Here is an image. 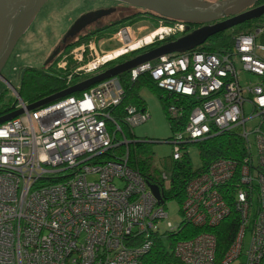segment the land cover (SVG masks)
<instances>
[{"label": "built area", "instance_id": "1", "mask_svg": "<svg viewBox=\"0 0 264 264\" xmlns=\"http://www.w3.org/2000/svg\"><path fill=\"white\" fill-rule=\"evenodd\" d=\"M124 36L131 40L129 28L121 30L120 38ZM262 38L264 22L235 33L229 49L164 55L128 71V78L134 82L147 76L163 92L194 103L182 131L171 142L174 160L180 157V133L196 141L240 130L251 150L240 163L241 184L256 181L264 204ZM83 53L79 46L70 54L77 60ZM245 74H252L254 81L245 80ZM70 80L68 76L67 84ZM13 92L15 110L23 113L0 124V264H140L139 255L149 248L150 240L127 245V239L148 238L167 214L140 172L129 166L130 141L110 115L123 98L118 78L35 110H27ZM168 110L183 113L182 106L169 105ZM126 112L130 127L149 118L133 106ZM253 119L256 124L249 129L247 123ZM116 134L121 135L119 141ZM119 146L125 148L123 154L108 161L101 158ZM236 167L230 160L216 161L189 183L182 205L185 220L194 226H214L227 215L217 187L239 176ZM163 178L161 197L168 185ZM247 198L246 190L238 192L243 220ZM255 221L247 248L242 247L241 227L220 264H264V206ZM175 255L185 264H215L214 239L201 234L180 241Z\"/></svg>", "mask_w": 264, "mask_h": 264}, {"label": "trees", "instance_id": "2", "mask_svg": "<svg viewBox=\"0 0 264 264\" xmlns=\"http://www.w3.org/2000/svg\"><path fill=\"white\" fill-rule=\"evenodd\" d=\"M261 4H264V0L258 1L257 5ZM127 21H129L128 25L133 23L130 20ZM261 22H264V16L257 20L247 21L239 25L237 27L238 29H230V32H227V30L217 33L195 49L211 53H215L224 48L229 49L232 45V37L235 33L248 31V29L256 23L258 24ZM119 25L114 26L115 28H103L90 33L88 32L89 30H87L84 34H81L82 30L76 36L69 37L67 41L68 43L63 44L61 41L59 46L60 52L53 61L41 67H25V72L19 80L18 89H16L21 100L25 104L30 105L96 75L89 72V74L84 75L85 72L77 71V66L71 67L70 65L72 63L74 64V62L79 64L71 54H69V63L65 62L64 67H58L56 65L57 60L62 54L67 53L72 47H75L78 44L81 45L82 42L88 40L91 36L115 32ZM262 39L264 40V38ZM161 44L162 42L157 41L154 45L152 44L148 50ZM141 53H143V51L134 52L130 57H125V60L107 64L102 69L105 70L111 68L116 64L132 59ZM101 71L102 70H99L97 73ZM68 76H71V80L67 84ZM117 78L120 81L123 90V98L119 105L112 108L110 115L120 127L122 135L130 141L127 147L128 164L130 167L135 168L140 172L141 176L145 179L147 186L157 185L160 188L164 184L163 176H166L168 185L162 192V205L164 206V203L168 200H176L179 204V214L181 217V221L171 228L167 226L165 221L160 222L158 228L151 230V234L148 238H143V236H141L135 239H127V245H135L143 241V239L144 241L150 240L149 248L139 255L140 264H185L175 255L176 244L180 241L192 240L201 234H207L213 237L215 243L214 263L220 264L226 251L236 241V236L241 227L245 230L242 238V247L246 249L249 245L251 234L254 231L253 228H255L256 217L264 204L261 193L258 191L259 184L256 181H253L248 185L241 184L240 175L242 169H240V163L250 154L251 150L248 148L249 143L242 137L240 130L235 129L217 136H209L205 139L196 141L191 140L185 134L180 133L182 138L179 141V147L181 150L180 157L177 160H174L171 153L168 160H164L160 162L159 165L155 166L153 164V153H151L148 148L152 141L146 142L141 140L135 142L132 133L133 127H130L125 120L127 116L126 108L133 106L138 111L146 112V105L144 100L140 97L139 91L142 84L150 85L159 97L165 111V116L172 133V137L167 140V143L171 144L178 132L182 131L186 121V115H188L191 108L194 106V103H192V101L190 102L188 99L177 98L171 93L163 92L158 89L147 76H141L133 82L128 78V72H125L117 76ZM72 95L79 96L80 93H74ZM1 101L2 97L0 96V117L15 110V100L8 103H2ZM169 105H176L177 108L182 106L183 113H181V115L170 113L168 110ZM108 127L110 131L113 130L112 124H109ZM119 139H121V135L116 134L115 141H119ZM189 144H194L197 148L200 160V166L197 168H193L187 154L186 148ZM124 152L125 148L119 146L105 152L101 158L108 161L114 157L120 156ZM219 160H230L234 162L237 166L236 172L238 174L240 172L239 176L235 174L231 179L217 187L228 213L214 226L206 224L203 226H194L191 222L184 219V214L182 212V205L187 198V187L194 178L206 172L214 162ZM249 171L252 174V168H250ZM240 190H246L248 195L247 215L245 220L242 218L237 203L238 192ZM247 234L249 235V241L246 245L245 239Z\"/></svg>", "mask_w": 264, "mask_h": 264}, {"label": "rangeland", "instance_id": "3", "mask_svg": "<svg viewBox=\"0 0 264 264\" xmlns=\"http://www.w3.org/2000/svg\"><path fill=\"white\" fill-rule=\"evenodd\" d=\"M203 1L213 2L220 0ZM104 6H107V8H100ZM117 6L118 5L115 3L105 4L94 0H46L43 2L0 72L1 102L8 103L15 100L13 90L18 89L20 69L24 67L43 66L51 53L60 46L70 26L81 15L96 12L100 9H113V7ZM132 10V8L125 9L124 11L127 12L121 11V15L123 14L122 16L127 17ZM121 15H119V12L111 13L107 15L103 21L101 20L100 23L96 24V26L117 19L118 16ZM124 17H122L123 19L121 22L125 23H120L115 32L91 36L88 40L82 42L81 45L78 44L72 47L67 53L62 54L57 60L56 65H64L65 62L69 63V54L72 53L75 48L83 46V58L77 59L79 64L74 62V64L72 63L70 66H83L85 68L84 75L95 73L99 70L103 72L106 69L103 70L102 68L107 64L125 60V57H130L132 53L138 52L152 44L154 45L160 38H163V36H169L173 33H175V35L177 34L172 25H165L158 22L153 23L143 17H138L136 21L133 20V23L128 25L129 21ZM237 27L238 26L231 30L238 29ZM124 28H129L130 30L132 38L129 42H127L125 36V41L120 38V32ZM86 31H82L81 34H84ZM89 52L91 53V57L88 56ZM76 53L81 54L80 51H76ZM89 68L91 71L86 73ZM243 77L245 80H251L252 82L255 79L252 74H245ZM139 95L145 102L146 113L149 115V118L144 123H140L133 127L132 133L135 142L141 140L146 142L152 141L148 148L150 152L153 153V164L157 166L160 162L168 160L171 156L173 146L167 143V140L172 137V133L161 101L153 88L148 84H142L140 86ZM250 110L251 107L247 106L245 112L249 114ZM255 124L256 119H253L247 123V127L251 129ZM186 151L193 168L199 167L200 160L196 146L194 144H189L187 145ZM89 179L91 178L89 177ZM117 185L121 186L120 183H117ZM164 209L167 214L165 222L169 221L171 224L175 225L181 221L179 204L176 200L171 199L166 201L164 203ZM248 241L249 235L247 234L245 239L246 245Z\"/></svg>", "mask_w": 264, "mask_h": 264}, {"label": "water", "instance_id": "4", "mask_svg": "<svg viewBox=\"0 0 264 264\" xmlns=\"http://www.w3.org/2000/svg\"><path fill=\"white\" fill-rule=\"evenodd\" d=\"M45 0H18L14 8L0 13V72L4 67L17 39L25 32L30 25L35 14ZM126 5L142 8L153 12L162 17L184 21L188 24L201 25L191 30H186V34L178 38L163 43L151 50L143 52L134 58L123 63L117 64L105 71L94 75L74 86H71L58 93L47 96L30 105L27 110H35L55 102L74 93H79L91 88L107 79L119 76L128 72L139 65L156 60L168 54H181L195 49L204 44L213 35L230 30L247 21L257 20L264 16V4L257 5L259 0H114ZM114 9H100L96 12L81 15L70 26L62 39L64 43L69 37H74L84 30L87 26L113 12ZM222 18H226L221 20ZM59 49H56L46 60L48 64L57 56ZM22 109L15 110L7 115L0 117V124L20 116ZM152 194L163 203L161 191L157 185H148Z\"/></svg>", "mask_w": 264, "mask_h": 264}, {"label": "flooded vegetation", "instance_id": "5", "mask_svg": "<svg viewBox=\"0 0 264 264\" xmlns=\"http://www.w3.org/2000/svg\"><path fill=\"white\" fill-rule=\"evenodd\" d=\"M17 1L18 0H0V13L4 14L5 12L10 11L12 8H14V6L16 5ZM94 1L102 2V3H105V4H107V3H115L118 6L117 7H113L114 10H113L112 13L119 12V15H121V11H124L125 9L132 8L133 10L131 11V13L127 17L122 16L123 15L122 14L121 16H118L117 19H114V20L109 21L107 23L105 22L102 25H97L96 26V24L100 23L101 20L103 21L106 18V16L103 17V18L98 19L97 21L93 22L92 24H90L89 26H87L85 28V31L87 29V30H89L88 31L89 33L97 31V30H100V29H103V28H105V29H107V28H115L114 26H118L121 23V21L123 19L122 17L127 18V20H131V21H133V20L136 21L138 17H143L145 19L150 20V22H153V23H157L158 22V23H163L165 25L170 24V25L174 26L173 29L175 30V32H177V34L175 35V33H173V34H171L169 36H163V38H160L159 42H162V44H163V43L172 41V40L178 38L179 36H182V35L186 34L187 33L186 32L187 29H189L188 30V32H189V31L194 30V29H196V28L201 26V25H195V24H188V23H186L184 21H179V20H173V19L165 18V17H162V16H160L158 14H155L153 12H149V11L143 10L142 8L126 5V4H123V3H120V2H117V1H114V0H94ZM256 6H258V5H256ZM100 8H107V6L106 7L105 6L104 7H100ZM124 12H127V11H124ZM224 19H226V18H222L221 20H224ZM0 20H1V16H0ZM21 36L17 39V41H16L11 53L13 52L14 48L16 47V45H17L18 41L20 40ZM67 41H68V38L65 40L64 43L63 42L62 43L66 44V43H68ZM149 47H151V46H149ZM149 47L143 48V49L139 50V52L148 51ZM154 47H157V46H154ZM56 49H59V52H60V48L59 47H57ZM59 52H58V54H59ZM58 54H57V56H58ZM56 57H54L51 61H53ZM24 72H25V67L20 69V72H19L20 73V78L22 77ZM94 74H97V72H95ZM20 78H19V80H20Z\"/></svg>", "mask_w": 264, "mask_h": 264}]
</instances>
